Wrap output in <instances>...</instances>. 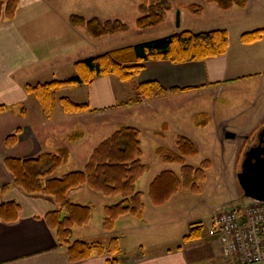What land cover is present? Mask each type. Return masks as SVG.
I'll return each instance as SVG.
<instances>
[{
  "label": "crops",
  "instance_id": "1",
  "mask_svg": "<svg viewBox=\"0 0 264 264\" xmlns=\"http://www.w3.org/2000/svg\"><path fill=\"white\" fill-rule=\"evenodd\" d=\"M189 5L176 6L175 10L181 8L184 11ZM95 7L99 6L93 5L89 0H20L15 19L13 21L6 19L0 21V106L6 107L4 111H0V190L4 186L13 183V176L5 166V160L10 157L34 158L43 153H52L61 148H68L70 151L69 160L55 172L54 176L62 177L67 173L76 171L72 170L67 173L63 171L62 175L58 172L68 167L66 165L72 163L78 157L80 153L79 146L87 141V137L94 135L95 131L89 128L85 137L83 135L81 139L78 137L73 141L70 140L73 138L71 129L84 123L82 118L85 116L89 119L88 117L91 114H96L99 120L97 122L98 130L101 128L100 130L103 131L105 130V125L107 126L111 123L106 118H110V114H113V117L118 120V125L121 127H136L141 131L142 136L143 129L137 126H141V124L144 126V124L139 119H135L137 116H141V121L146 124L147 130L151 134L166 139V133H163V128H166V131H170L172 126H177L178 122H185L182 119L185 117L186 111L189 112L190 116V120L188 118L186 120L191 122L193 116L196 120H193L192 123L195 122L194 124L200 127L197 120L202 116H208V112L199 109L198 104L201 102V104H204L203 100L207 96H211V99L218 97L220 93L228 89L226 87L251 76V74H246V71H243L240 63L231 62V48L233 46L230 43L226 54L203 61L185 63L149 62L139 75L127 82H123L113 75L100 77L91 84L86 85L87 89L90 90V94H87L88 99L78 101L71 99L69 95L61 96L68 97L77 103H88L91 109L97 110V113L66 114L61 110L62 112L57 114L56 107L53 117L47 119L39 102L36 104L37 100H34V96L26 92V84H33L31 82L36 81H38L37 83H43L45 81L43 78L50 76L51 73L55 74L59 69L66 67L73 68L76 62L86 58L135 46L111 47L104 46L103 43L101 45L99 43L101 39H116L118 34L93 38L86 29L74 28L70 24L69 18L74 14L82 15L88 19L93 17L102 19L97 15V10L90 12V9ZM45 17L51 26L53 25V28L63 30L56 39L52 38L49 32L46 38L41 35L43 31L37 33L38 29L36 28L42 18ZM145 30L147 29H142L140 32ZM252 44L256 43L253 42ZM242 45L244 46L241 47L251 46L244 43ZM251 59L254 63L257 62L252 56ZM148 81H157L167 90L191 89L133 106H119V104L138 98L140 95L139 86ZM132 82L134 83V92L132 95H127L125 88L122 89L121 83L128 84ZM64 91L67 90H62V92ZM256 102H258L257 96L253 101V105L247 107L246 111H250V109L258 110ZM196 103L197 107L195 106ZM187 104H190L188 106L189 109L186 108ZM262 106H264V102ZM126 114L129 118L132 115L133 119H126ZM118 115H124V117L118 119ZM207 119L210 120V117ZM74 120H77V122H74ZM248 125L252 126L251 128L253 129L244 130V134L241 136L249 135L252 131L254 132L264 126V112L258 120L254 119V117L251 118ZM18 130L16 144L9 146L6 143L7 138ZM179 131L183 130L180 129ZM103 140L105 139L98 141L94 147L92 146L90 155ZM172 150H176V147ZM84 168L85 166L77 171H82ZM177 174L179 175L180 173ZM154 179L149 181L146 191H139L144 194L143 201L145 200L143 218H137L139 222H133V220L127 218L130 215L123 216L116 222L113 231L102 232L105 237H116L118 239L127 234L139 233L137 244L133 248L127 249V251H124V246L121 245L119 240L121 247L120 260L122 261L120 264H195L202 252L209 253V255H203L204 257L214 255V247L217 245H219L221 252L219 242H215L216 239L208 236H203V238L191 242L183 241L184 236L190 232L191 224L195 221H203L201 219H188L184 226L177 227L179 229L178 238L171 242L160 241L165 231L161 224V219L171 212L174 213L172 215L174 219L179 215L180 208L173 204L172 201L181 189L167 201L155 204L150 196V187ZM86 187L88 186L69 191L71 201L87 205L90 202L87 200L92 194L85 189ZM146 193L150 197L149 203L145 199ZM4 199L17 201L21 205V214L19 221L15 223L0 222V264H108V255L94 256L78 263L69 261L66 250L58 244L55 231L49 228L44 219L47 213L57 208L53 197L38 194L28 195L19 188L12 187ZM81 199L86 200V202L79 201ZM99 201L104 210L106 206L119 203L122 198L120 196H103V198H99ZM148 206L150 207L149 209ZM151 213L153 218L148 220L147 218L151 216ZM90 223L91 221L86 227ZM119 224H122V226L124 224V228L122 227L121 230H118ZM100 235L101 233L99 232H85V237L82 240H97ZM199 240H202V242H197ZM129 254L132 255L129 256Z\"/></svg>",
  "mask_w": 264,
  "mask_h": 264
},
{
  "label": "trees",
  "instance_id": "2",
  "mask_svg": "<svg viewBox=\"0 0 264 264\" xmlns=\"http://www.w3.org/2000/svg\"><path fill=\"white\" fill-rule=\"evenodd\" d=\"M204 3H215L221 10L229 11L234 7L246 8L248 0H203ZM20 0H0V21H13L16 17ZM187 9L193 14H201L204 6L192 4ZM139 10L141 16L137 19L139 29H148L165 23L172 4L168 0L149 3L142 0ZM70 24L74 28H84L93 38L125 33L129 25L121 19L102 20L98 17L86 18L82 15H71ZM264 37V29L245 33L241 40L250 44ZM230 47V37L227 30L215 29L205 32L182 31L174 35L148 41L111 52L86 58L75 63V75L64 80L55 79L48 82L26 84L25 90L39 102L47 119L54 115L58 103L66 114L83 112L96 113L88 103H77L68 97H58V92L64 89L88 85L100 77L117 76L127 82L146 67L149 62L185 63L203 61L227 53ZM191 88L167 90L157 81H148L139 86L138 98L129 100L119 106H133L170 94L181 93ZM5 106H0L4 111ZM208 117L206 116V120ZM208 123H198L207 125ZM166 127V126H165ZM166 131V130H165ZM19 130L9 136L6 143L13 146L17 142ZM72 137H76L75 135ZM76 138H71L73 141ZM156 154L163 163L180 164L178 175L166 170L160 173L152 182L150 196L155 204L167 201L180 189L191 193H200V184L206 180L210 169L209 161L195 167L186 160L199 154L195 142L183 135L176 137V150L165 146L159 147ZM143 149L141 131L132 126H123L103 140L90 155L89 161L82 171H73L62 177H55V172L70 158L68 148L56 152L43 153L34 158H14L5 160V166L13 176V183L0 190V222L15 223L19 221L21 205L15 200H5L4 197L12 187H17L28 195L38 194L53 197L57 208L45 216L49 228L56 233L60 247L66 250L70 262L78 263L94 256L108 255V264H120L121 247L119 239L114 237L108 245L101 242H89L82 239L74 240V229L89 224L92 218V208L71 201L69 191L88 186L93 191L106 197L120 196L122 201L106 206L103 219V230L111 232L116 222L123 216L130 215L143 218L145 205L144 194L137 190V182L149 171L150 167L142 161ZM201 228L192 229L184 236V242L203 238Z\"/></svg>",
  "mask_w": 264,
  "mask_h": 264
},
{
  "label": "rangeland",
  "instance_id": "3",
  "mask_svg": "<svg viewBox=\"0 0 264 264\" xmlns=\"http://www.w3.org/2000/svg\"><path fill=\"white\" fill-rule=\"evenodd\" d=\"M89 1L93 3V5L99 6L90 9L91 13L93 10H97V15L102 19H121L130 27V31L125 32V34H118L116 39H101L99 43H103L104 46L125 47L128 45H136L162 39L186 30L205 32L215 29H224L229 33L230 43L233 46L231 48V62L240 63L243 71H246V74H251V76L243 78L234 85L226 87L228 89H226L225 92L220 93L218 97L211 99V96H207L203 100L204 104H201L202 102L198 104V108L208 112L207 117H210V120H206V116H202L197 120L202 124L205 122L208 123L209 121L206 126L199 125L200 127H198L194 124L195 122L192 123L193 120H196L193 116L191 122L186 120L187 118H190L189 112L186 111L185 117L182 119L185 122H178L177 126H172L170 131H165L167 129L163 128V133H166V139H162L154 136L147 130L146 124L141 121V116L135 118L139 119V121L144 124V126H142V124L141 126L137 124V127L143 129L141 136L143 149L142 161L150 167V170L139 180L137 184L138 191H146L149 181L153 180L163 171L170 170L180 173L182 167L180 164L163 163L156 154V148L160 146L174 149L176 147V136L179 134L191 138L197 144L199 149V154L197 156L190 157L186 160L187 164L198 167L202 165L203 162L209 161L211 166L207 171L206 180L200 184V193L195 194L188 192L185 189H181L176 197H174L175 199H173L172 203L180 208L179 215L174 219L172 216L174 213L171 212L161 219V224L165 231L162 234L160 241L171 242L178 238L179 229L177 227L184 226L188 219H201L205 222V226H208L212 217L219 213V211L227 210L232 206L237 207L250 204L251 199L244 197V191L237 178L238 173L241 171L248 145H245L244 139L241 137H238L235 140L226 139V133L231 131L237 133V135H242L244 134V130H247L248 128V131L252 130V126L248 125L251 118L254 117V119L258 120L264 112V106H262V103L264 102V38L255 42L256 44L250 43L251 46L241 47L244 46L241 41V36L243 34L264 29V0H248L249 4L247 8L242 9L240 7H235L231 11H223L215 3L206 4L203 0H168L173 6V10L169 12L170 15H168L169 17L166 22L163 23V25L148 28L143 32H140L142 29H139L136 24L137 19L141 16L139 6L142 0ZM158 1L161 0H148L149 3H155ZM189 4L203 5L205 6V10L201 14H193L186 8L184 11H182L181 8L175 10L176 6L183 7ZM178 10L181 12L180 26L177 25ZM52 26L46 17L42 18V21L36 28L38 29L37 33L43 31V34L41 35L46 38L49 32L52 38L56 39L63 30L55 29ZM251 56L257 60L256 63L252 61ZM74 75V67H66L59 69L55 74L51 73L50 76L43 78V80H64ZM37 82L38 81L31 83L35 85L34 83ZM121 84L122 89L125 88V93L127 95L133 94V82ZM87 88L86 85L68 88L66 89L67 91H59L58 97L69 95L73 100L80 101L82 99H88L87 94H90V90ZM256 96L258 97V102H256L258 110L255 111L254 109H250V111H246L247 107L253 105ZM34 100L36 101L35 97ZM37 102L38 101H36V104ZM189 105L190 104L186 105L187 109H189ZM195 106L197 107V103ZM61 110L63 109L58 103L57 114L62 112ZM133 116H135V114H133ZM123 117L124 115H118L117 118L122 119ZM125 117L126 119L129 118L127 114ZM88 118L89 119H87V116L83 117L82 121L84 123L71 129V136L75 135L76 137L73 138L79 137L81 139L83 138V135L85 137L89 128L95 131L94 135L87 137V141L79 146L80 153L78 154V157H76L72 163L66 165L68 167L59 170L58 172L60 174L63 173V171L64 173H67L72 170L77 171L82 169L90 158L92 146L94 147L98 141L106 139L114 131L121 128V126L117 124L118 120L113 117V114H110V118H106L108 119L107 121H110L111 123L107 126L105 125V130L103 131L100 130L101 128L98 130L97 122L99 120L96 114H91ZM129 119H133L132 115ZM74 122H77V120H74ZM178 127L179 129H177ZM263 127L264 126L261 128ZM180 129L183 131H179ZM252 133L253 131L251 134ZM85 189L89 190L92 194L87 200L90 201L87 205H90L91 208L93 207V215L89 226L77 227L75 229L74 240L78 238L84 239L85 232L93 231L101 233L97 239L98 241L87 240L89 242L97 241L107 245L112 237H105V235H102V232L104 231L103 218L105 212L103 206H101L99 198H103L104 195L94 192L89 187H86ZM145 195L146 202L149 203L150 197L147 193ZM79 201L83 203L86 202V200L82 199ZM149 206L148 209L150 208ZM127 218L133 220V222H139L137 218L132 216ZM152 218L153 214L151 213V216L147 219L150 220ZM122 227L124 228V224L123 226L122 224H119L117 228L118 230H121ZM138 236L139 233L137 232L121 236L122 238L119 240L121 245L124 246V251L133 248L137 244ZM202 240L197 242H202ZM215 242H218V240H215ZM214 250V255L207 257H204L203 255H209L208 252L200 253L201 255L196 260L195 264H224L219 245L214 247ZM130 255L132 254H129V256Z\"/></svg>",
  "mask_w": 264,
  "mask_h": 264
},
{
  "label": "built area",
  "instance_id": "4",
  "mask_svg": "<svg viewBox=\"0 0 264 264\" xmlns=\"http://www.w3.org/2000/svg\"><path fill=\"white\" fill-rule=\"evenodd\" d=\"M206 228L220 242L225 264H264V202L222 210Z\"/></svg>",
  "mask_w": 264,
  "mask_h": 264
},
{
  "label": "water",
  "instance_id": "5",
  "mask_svg": "<svg viewBox=\"0 0 264 264\" xmlns=\"http://www.w3.org/2000/svg\"><path fill=\"white\" fill-rule=\"evenodd\" d=\"M180 10L177 12V25H181ZM235 132H227L226 139H237ZM239 184L244 197L264 202V147L251 148L245 155L241 171L238 173Z\"/></svg>",
  "mask_w": 264,
  "mask_h": 264
},
{
  "label": "flooded vegetation",
  "instance_id": "6",
  "mask_svg": "<svg viewBox=\"0 0 264 264\" xmlns=\"http://www.w3.org/2000/svg\"><path fill=\"white\" fill-rule=\"evenodd\" d=\"M244 143L247 146L246 153L253 147L262 145L264 147V127L254 131L252 134L243 136ZM245 153V155H246Z\"/></svg>",
  "mask_w": 264,
  "mask_h": 264
}]
</instances>
